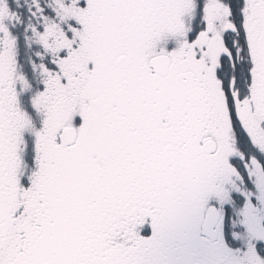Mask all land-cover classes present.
<instances>
[{
	"label": "snow or ice",
	"instance_id": "6c2138e0",
	"mask_svg": "<svg viewBox=\"0 0 264 264\" xmlns=\"http://www.w3.org/2000/svg\"><path fill=\"white\" fill-rule=\"evenodd\" d=\"M0 264H264V0H0Z\"/></svg>",
	"mask_w": 264,
	"mask_h": 264
}]
</instances>
